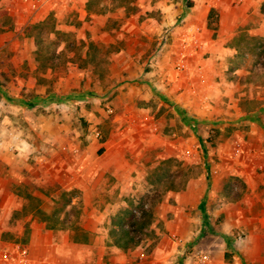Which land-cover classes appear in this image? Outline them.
Segmentation results:
<instances>
[{
    "label": "rangeland",
    "instance_id": "rangeland-1",
    "mask_svg": "<svg viewBox=\"0 0 264 264\" xmlns=\"http://www.w3.org/2000/svg\"><path fill=\"white\" fill-rule=\"evenodd\" d=\"M29 1L0 0V140L11 150H16L15 146L28 138L25 131H21L22 133L16 131L17 128L18 130L26 128L28 122L21 119L13 122L14 109L20 108L33 115L58 113L61 109L78 110L79 106L83 105L89 108L90 98H96L107 118H111L119 111V108H114L108 102L116 95L121 97L123 93L126 94L127 86L130 88L135 85V83L125 85L123 84L125 81H130L116 78L113 80V86H111L112 83L104 84L115 88L110 94L105 93L104 86L97 88L91 83L86 91L88 95L84 96L85 101L82 103L74 101L73 97L77 93L72 89V93L59 92L61 99H55L56 103L52 107L39 106L37 100L48 97L52 93H58L54 92V88L59 77L65 78L71 71L78 70L84 73L85 78L92 79V82L94 80L106 82L111 52L119 51L121 48L119 42L108 43L105 40H98V43L92 42V29L88 26L91 24V18L84 14L83 20L79 18V4H85L87 12L92 11L101 18L109 15V21H113L109 27L113 31H106L104 25L96 32L104 34L103 39H105L106 33L122 35L120 32H123V24L137 14L138 4L136 3L153 4L168 0H77L75 4L68 2L61 7L58 6L60 3L50 0L46 3L51 6L47 7L48 14L44 18L36 17V14H40L44 9L43 5L38 11L31 13L28 8ZM193 2L194 0H183V4L187 7H191ZM147 12L148 15L142 14L140 17L149 16L156 19L159 17L153 10L150 13ZM244 17L243 24L229 42L236 52L226 57L221 72L215 74V80L217 82L226 80L236 84V90L232 96L238 99L241 111L246 112L244 116L251 117L264 112V0L260 1L256 10L252 8L247 10ZM216 19L215 11L212 16L213 22ZM44 20L49 21L42 26L40 22ZM169 27L161 26L159 34L156 35L158 38L153 42V48H150L152 50L150 54L138 59L142 69L148 70L151 64H154L161 49L160 38L165 35L169 37ZM119 41L124 42V40ZM91 42L96 48H90V53L96 54V57L87 62L86 51ZM122 74L126 76L124 71ZM192 77V82L197 86L207 84L205 75L193 73ZM75 90L78 89L75 88ZM130 99L136 120L131 119L126 126L129 124L128 126L133 129L124 131L122 134L114 129L111 133L112 142L122 139L126 149V161L123 167L128 183L124 186L117 185L115 178L108 175L111 177L108 185L101 187L99 192L101 200L94 202L91 198L88 206L108 213L100 223L103 231L98 234L100 239L103 236L110 237L111 231L124 226L131 213H140L142 205L153 209L152 222L154 223L156 212L167 209L168 204H173L171 194L183 190L190 178L199 180L200 184L205 186L207 193L214 187L213 208L224 206L231 212L235 210L241 212L239 216L245 221V226L251 229L253 226L264 224V154L253 156L248 154L250 149L264 152V143L262 148L254 146L248 133L250 125L242 121L246 117L243 116V119H240L242 122L237 123L238 125L221 126V122L216 118L212 121L200 122L182 120L180 123L173 121L174 114L170 111V106L166 105L165 97H157V94L153 93L144 98L137 95V90H133ZM21 101H27L33 105L23 108L24 105H20ZM142 103L147 104L145 108L151 118L148 120V127L157 136L154 141L158 143L157 148H149L145 152L142 150L138 139L139 134L136 131L137 128L143 127V122L138 120L139 115L143 116ZM175 111L179 113L177 109ZM77 123L81 128L89 129L88 132L93 136L98 130L100 136H94L97 140L104 138L98 124L84 120L83 117H80ZM234 139L240 141L241 145V150L235 158L232 156ZM97 151L100 154L99 149ZM242 161L243 164H240ZM241 165L247 168L244 166L245 170L237 169ZM46 183L45 181L32 182L26 186L21 184L10 187L18 196L27 199L22 212L29 211L32 217L26 220L20 210H17L18 212H14L9 217L2 218L0 224H5L4 227L12 229L5 228L0 231V240L29 247L31 233L28 227L34 222L37 224L35 228L37 240L51 242L49 258L41 253L40 243L31 245L32 248H36L35 253H37L34 264H76L73 263V250L63 253L58 250L57 244L68 238L70 241L72 237L82 243L91 238L85 233L73 235L66 233L76 222L83 221L80 217L83 208L82 200L79 199L80 190L64 188L60 189L61 195L56 196V190L61 187ZM37 194H41L43 198L39 199L36 197ZM120 215L123 217L117 219ZM17 224L22 225L23 228H17ZM232 229L248 234L243 225H236ZM257 233L258 237L261 235L264 242V232ZM240 234L244 236L243 233L240 232ZM156 237L154 228L151 227L150 234L140 242V245L146 250L152 247ZM200 245L198 243L201 250L205 251ZM45 247L46 250L49 249L48 244ZM4 249L6 248H0V250Z\"/></svg>",
    "mask_w": 264,
    "mask_h": 264
},
{
    "label": "crops",
    "instance_id": "crops-1",
    "mask_svg": "<svg viewBox=\"0 0 264 264\" xmlns=\"http://www.w3.org/2000/svg\"><path fill=\"white\" fill-rule=\"evenodd\" d=\"M260 1L194 0L191 7L185 6L183 0H168L153 4L140 2L136 3L137 14L123 24V32H120L122 35L106 33L105 39H103L104 34L96 32L104 25L106 31H113L109 27L113 23L109 21V15L101 18L92 11L87 12L85 4H79V18L82 19L83 14L91 18V24L88 26L92 29V42L98 43V40H105L108 43L119 42L121 48L119 51L111 52L106 82L98 80L92 82V79L85 78L84 73L78 70L71 71L65 78L59 77L54 88V92L58 93L37 100L39 106L52 107L56 103L55 99H61L59 92L64 94L76 91V97L82 98L88 95L86 91L91 83L97 88L104 86L105 93L110 94L115 89L111 86L116 78L130 81H125L123 83L125 85L130 83L135 85L130 88L127 86L126 94L122 92L121 97L116 95L108 102L114 108H119L111 118H107L96 98H90L89 108L83 105L79 106L78 110L61 109L58 113L48 112L37 115L20 108L12 111L15 114V117L12 116L13 122L19 119L28 122L26 128L16 129L18 133L25 131L28 138L17 145L14 141L16 150L9 149L0 140V223L2 218L9 217L14 212H18L17 210H20L26 220L32 217L31 212H22L27 199L18 196L10 187L45 181L48 185L61 187L56 190V196L61 195L60 189L80 190L79 199L83 203L80 217L83 221L76 222L66 233L72 235L85 233L91 238L82 243L71 236L70 241L68 238L57 244L58 250L63 253L73 250V263L199 264L193 257L192 251L198 243L199 245L201 243L200 246L210 255L209 260L204 264H264V242L257 233L264 232V224L253 226L251 229L245 226V221L239 216L241 212L237 210L231 212L224 206L213 208L214 187L207 193L205 186L194 178L187 180L183 190L171 194L173 204H168L167 209L156 212V220L154 223L151 222L150 228H154L157 237L152 247L146 250L140 244L126 249L120 248L113 243L111 236H103L100 239L98 234L103 232L100 223L108 213L105 210L100 212L95 207H88L91 198L94 202L101 200L99 192L101 187L108 185V180L111 179L108 175L115 178L117 185L124 186L128 183L123 167L126 161V149L122 139L112 142L111 133L114 129L120 134L133 129L128 126L129 124L126 126L131 119L136 120L130 104L133 90H137V95L144 98L153 93H156L157 97H165L166 105L170 106V111L174 114L173 121L200 122L212 121L216 118L221 122V126L238 125L237 123L242 121L248 123L250 125L248 133L254 146L262 148L264 112L257 116H244L246 112L241 111L238 99L232 96L236 84L226 80L219 82L215 80V74L221 72L226 57L236 52L229 42L243 24L245 12L251 8L256 10ZM50 6L45 3L44 9L40 14L37 13L36 17L44 18L48 14L47 7ZM58 6L61 7L62 4ZM211 7L216 11L217 19L209 24L208 15ZM152 10L158 14V21L155 17H140L142 14L148 15L147 11L150 13ZM180 18L183 22H179ZM163 25L170 26L167 43L157 55L154 64H151V68L144 70L138 59L150 54L152 51L150 48H153V42L158 38L156 35ZM184 42L187 44L183 45ZM180 61L184 63L182 70L176 68ZM122 71L126 76H123ZM193 73L205 75L207 84L203 86L194 84ZM108 83H112L111 86L104 85ZM20 105H24V108L32 107L33 104L21 101ZM141 105L143 116L139 115L138 120L143 122V127L137 128L136 131L139 134L142 150L145 152L149 148H157L158 143L154 141L157 136L148 127V120L151 118L145 108L147 104ZM175 109L178 110V114ZM243 116L246 118L243 119ZM80 117L98 124L104 138L97 140L88 132L89 129L81 128L77 123ZM240 164H243V161ZM244 166L241 165L237 169L245 170L247 167ZM36 197L43 198L41 194H37ZM4 225L0 224V231L5 228L12 229ZM236 225H243L248 234L241 230H233ZM36 226L37 224L32 222L31 229L28 227L31 233L28 248L32 264L37 260V253H35L36 248H32L31 245L40 243L41 253L47 258L51 254V242L37 240ZM20 227L23 228L22 225L17 224V228ZM240 232L244 236L237 240L235 236ZM13 244L0 240V248L11 249ZM47 244L48 250L45 247ZM141 256L143 257L140 258Z\"/></svg>",
    "mask_w": 264,
    "mask_h": 264
},
{
    "label": "built area",
    "instance_id": "built-area-1",
    "mask_svg": "<svg viewBox=\"0 0 264 264\" xmlns=\"http://www.w3.org/2000/svg\"><path fill=\"white\" fill-rule=\"evenodd\" d=\"M50 0H30L29 1V5L28 8L31 11V13H35L36 11H38V9L44 5L45 3H47ZM60 4H66L68 2H72L75 4V2H77V0H54ZM179 22H183V20L180 18ZM160 43H161V49L160 51H162L164 45L167 43V36H162L160 38ZM187 43L184 42L183 45H186ZM159 51V52H160ZM184 67V63L183 61H180L176 68H179V70H182ZM76 101V103L78 102H84L85 101V97L82 98H78V97H73ZM94 136L95 137H99L100 136V132L98 130H96L94 132ZM241 150V145H240V141L234 139L232 141V156L235 158L239 151ZM248 154H252L253 155H261L264 154L263 151H255L250 149ZM237 240H240L243 238V236L239 233L236 236ZM193 257L198 261L199 264H204L206 263V261L209 260L210 255L206 252V251H202L201 248L196 245L195 248L192 251ZM143 256H141L140 258H142ZM0 264H32L31 260H30V256H29V248L26 246H22V245H13L11 249H4V250H0Z\"/></svg>",
    "mask_w": 264,
    "mask_h": 264
},
{
    "label": "trees",
    "instance_id": "trees-1",
    "mask_svg": "<svg viewBox=\"0 0 264 264\" xmlns=\"http://www.w3.org/2000/svg\"><path fill=\"white\" fill-rule=\"evenodd\" d=\"M214 9L211 8L209 11V24H211L214 20H212V16L214 14ZM49 20H44L40 22L42 26H45ZM95 45L91 42L86 51L85 60L92 61L96 57V54L90 53V48H94ZM96 48V47H95ZM104 57H102L103 59ZM127 211V210H126ZM125 212H123L124 214ZM123 215L117 217V219L122 218ZM153 217V209L150 207H146L144 205L141 206L140 213H131L128 217L127 223L120 227L117 230L111 231L110 236L112 238L113 243L123 249L133 247L139 245L141 241L146 239L150 234V225Z\"/></svg>",
    "mask_w": 264,
    "mask_h": 264
}]
</instances>
